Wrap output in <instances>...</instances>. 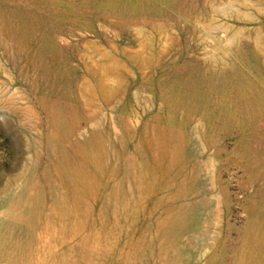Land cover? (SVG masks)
Returning <instances> with one entry per match:
<instances>
[{
  "label": "rangeland",
  "instance_id": "obj_1",
  "mask_svg": "<svg viewBox=\"0 0 264 264\" xmlns=\"http://www.w3.org/2000/svg\"><path fill=\"white\" fill-rule=\"evenodd\" d=\"M0 264H264V0H0Z\"/></svg>",
  "mask_w": 264,
  "mask_h": 264
},
{
  "label": "bare ground",
  "instance_id": "obj_2",
  "mask_svg": "<svg viewBox=\"0 0 264 264\" xmlns=\"http://www.w3.org/2000/svg\"><path fill=\"white\" fill-rule=\"evenodd\" d=\"M90 181V180H89ZM84 185V184H83Z\"/></svg>",
  "mask_w": 264,
  "mask_h": 264
}]
</instances>
